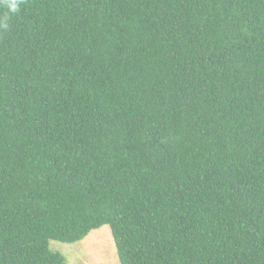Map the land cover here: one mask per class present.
Listing matches in <instances>:
<instances>
[{"label":"trees","instance_id":"16d2710c","mask_svg":"<svg viewBox=\"0 0 264 264\" xmlns=\"http://www.w3.org/2000/svg\"><path fill=\"white\" fill-rule=\"evenodd\" d=\"M104 225L120 264H264V0H0V264Z\"/></svg>","mask_w":264,"mask_h":264},{"label":"rangeland","instance_id":"374dc122","mask_svg":"<svg viewBox=\"0 0 264 264\" xmlns=\"http://www.w3.org/2000/svg\"><path fill=\"white\" fill-rule=\"evenodd\" d=\"M50 248L63 253L68 264H120L115 241L108 225L92 230L75 243L51 240Z\"/></svg>","mask_w":264,"mask_h":264},{"label":"clouds","instance_id":"9594fccd","mask_svg":"<svg viewBox=\"0 0 264 264\" xmlns=\"http://www.w3.org/2000/svg\"><path fill=\"white\" fill-rule=\"evenodd\" d=\"M13 8L15 9V5L13 6Z\"/></svg>","mask_w":264,"mask_h":264}]
</instances>
